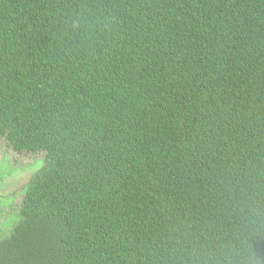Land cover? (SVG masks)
Listing matches in <instances>:
<instances>
[{"label":"trees","instance_id":"16d2710c","mask_svg":"<svg viewBox=\"0 0 264 264\" xmlns=\"http://www.w3.org/2000/svg\"><path fill=\"white\" fill-rule=\"evenodd\" d=\"M0 136V264H264V0H0Z\"/></svg>","mask_w":264,"mask_h":264},{"label":"rangeland","instance_id":"374dc122","mask_svg":"<svg viewBox=\"0 0 264 264\" xmlns=\"http://www.w3.org/2000/svg\"><path fill=\"white\" fill-rule=\"evenodd\" d=\"M43 158V154L17 152L0 136V236L11 232L15 218L10 222L8 219L20 213L24 185L43 166L44 162L39 161Z\"/></svg>","mask_w":264,"mask_h":264}]
</instances>
